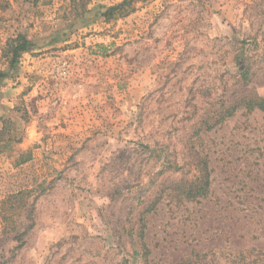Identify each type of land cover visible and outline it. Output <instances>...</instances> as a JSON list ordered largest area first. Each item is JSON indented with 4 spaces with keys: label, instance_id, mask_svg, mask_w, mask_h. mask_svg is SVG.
<instances>
[{
    "label": "rangeland",
    "instance_id": "374dc122",
    "mask_svg": "<svg viewBox=\"0 0 264 264\" xmlns=\"http://www.w3.org/2000/svg\"><path fill=\"white\" fill-rule=\"evenodd\" d=\"M123 1L0 0V264H264V0Z\"/></svg>",
    "mask_w": 264,
    "mask_h": 264
},
{
    "label": "trees",
    "instance_id": "16d2710c",
    "mask_svg": "<svg viewBox=\"0 0 264 264\" xmlns=\"http://www.w3.org/2000/svg\"><path fill=\"white\" fill-rule=\"evenodd\" d=\"M137 1L139 2V1H147V0H124L119 5L107 9L103 16L108 19H111L117 13L124 12L127 9V6H131ZM9 45H10L9 55L11 56V59H10L11 67H14L19 62V58L23 53L28 52L32 48V42L25 35H17L16 38L10 41ZM242 74H243V80L246 81L248 78L247 77L248 72L245 71ZM4 76H5L4 73L0 72V81L4 78ZM246 105L249 111L253 109H259L264 115V99L263 98L252 97ZM233 108L234 107L232 106V107H229V109L227 110L228 116L233 115L235 111V109ZM207 170L208 169H207V163H206L205 169L200 170L201 175L203 174L200 182L196 183V185L194 184V186H192L193 188H190L188 191L183 192L184 196L187 199H196L199 197H206L207 192L209 191V187H210L209 173ZM180 263L186 264L187 262L181 261Z\"/></svg>",
    "mask_w": 264,
    "mask_h": 264
}]
</instances>
